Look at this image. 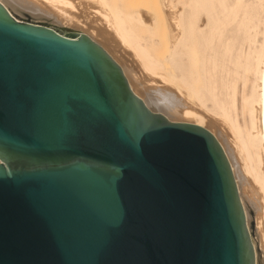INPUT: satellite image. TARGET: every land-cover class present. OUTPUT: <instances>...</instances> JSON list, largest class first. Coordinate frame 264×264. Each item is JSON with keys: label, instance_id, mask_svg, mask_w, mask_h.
I'll use <instances>...</instances> for the list:
<instances>
[{"label": "water", "instance_id": "obj_1", "mask_svg": "<svg viewBox=\"0 0 264 264\" xmlns=\"http://www.w3.org/2000/svg\"><path fill=\"white\" fill-rule=\"evenodd\" d=\"M0 264H255L214 135L147 107L88 35L2 3Z\"/></svg>", "mask_w": 264, "mask_h": 264}, {"label": "bare ground", "instance_id": "obj_2", "mask_svg": "<svg viewBox=\"0 0 264 264\" xmlns=\"http://www.w3.org/2000/svg\"><path fill=\"white\" fill-rule=\"evenodd\" d=\"M0 3L13 17L16 11L67 24H80L83 22L80 17L87 18L82 14L90 9L96 33L105 42L101 47L121 67L133 93L153 111L192 117L190 123L207 129L217 139L237 186L255 264L264 263V31L261 43L247 53L234 54L229 36L234 22L238 30L244 29L247 21L244 23L242 16L245 12L247 15V0H158L153 13L127 0H0ZM76 4L80 11L75 15L70 10ZM157 25L163 31V43L154 37ZM88 36L93 40V36ZM161 43L160 57L155 51L161 50ZM114 52L126 57L130 65L123 66ZM228 63L242 66L243 76H238L244 78L240 93L236 86L238 72L235 68L231 70ZM132 64L138 66L140 73L134 72ZM250 73L254 81L245 93ZM136 87H141L144 96ZM212 125L218 128L222 140L211 130ZM251 207L258 215L257 219L254 216L257 221L254 230L260 236L256 239L249 226Z\"/></svg>", "mask_w": 264, "mask_h": 264}, {"label": "rangeland", "instance_id": "obj_3", "mask_svg": "<svg viewBox=\"0 0 264 264\" xmlns=\"http://www.w3.org/2000/svg\"><path fill=\"white\" fill-rule=\"evenodd\" d=\"M31 1L42 2V0H31ZM127 1L141 4L140 7L143 10H146V11L151 12V13H153L156 10V8H157L156 3L158 2V0H127ZM84 7H86V6H84ZM74 8H73V10L71 9L70 11H71V13L76 15L80 11V8L78 7L77 4ZM76 10H77V12H76ZM246 10H247V15H245L246 14V12H245V14L242 16L244 23L247 21L246 25L244 24L245 25V27H243L244 29L238 30L237 26H236L237 25L236 22H234V24L230 25L229 36L231 38V44H232L231 50L234 54H235V51H241L243 53H247L250 49H252L254 46H257L262 41L261 40L262 39V32L264 31V0H247V9ZM90 11H91L90 9L89 10L87 9L86 12L84 14H82V15H85V17H87V18L80 17V20H83V22H80V24L76 23V22H73V24H72V22H70V24H69V22H68L69 25L65 22V20L63 21L65 23H61L60 20H58V19H52L51 20V19L45 18V17H35L34 18V16H31L28 14H27L28 15L27 16L26 13H19L16 11H13L14 12L13 15L15 16V18L17 20H23V21H28V22L37 23V24H43V25L49 26L51 28L58 29L62 32L83 33L86 35H90L91 37L93 36L92 37L93 40H95L101 46V43L105 44V42H103V40L96 33V30H95L96 24H94V21H93L95 18H93V16L90 14ZM55 12H57V11H55ZM86 13H89V14H86ZM238 18H237V20H238ZM91 22H93V24ZM83 23L85 24V26ZM90 27H92V28H90ZM89 30L94 34L92 35ZM92 30H94V31H92ZM153 32H154V37L156 39H159L163 43V41H162V39H163L162 35L163 34L161 33L163 31L161 30L159 25H157L155 27ZM162 43L159 44V47L161 50L155 51V54H157L160 57L163 54V44ZM108 49L111 50L112 48L108 46ZM114 56L120 61V63L123 64V66L130 65L129 60L126 57H123L121 53L114 52ZM239 62L241 63L242 60H240ZM240 63H238L237 66L232 65V63H228V67L231 70H233V68H235L236 71L238 72L237 78H236V86H237L239 93L242 92L243 85H242L241 79L243 77H241V79H240V77L238 78V76H243V73H244L242 70V66H240ZM243 63H244V59H243ZM241 65H242V63H241ZM132 67H133L135 73H137V72L140 73V70H139L137 65L132 64ZM130 77H132V76H130ZM253 81H254V76L251 73L248 74L246 82H245L246 85L244 87L245 93L249 92ZM140 88L141 87H136L139 94L141 96H144V93ZM239 93H238V98L240 96ZM162 114H164L166 117H169V121H171V122L190 123L193 120L192 117H189V116H183V115L168 116V114L166 112L165 113L163 112ZM203 124L204 125L207 124L205 120H204ZM210 128L213 132H215L218 135L219 138L221 137L220 138L221 140L223 139L222 135H220V131L218 130V128L216 126L212 125ZM251 209H253V208L252 207L248 208V211H249L248 216H249V224H250L249 226L251 228V231H253L252 233L256 239V236L260 237L258 235L259 233H256V232H258L257 229H255L256 231L254 230V227L256 228L255 222H257L256 219L258 218V215L256 214L255 211H253ZM252 212H254V213H252ZM256 215H257V217H256ZM254 216L256 217V219ZM261 256H262V254H261ZM262 264H264V263H262Z\"/></svg>", "mask_w": 264, "mask_h": 264}, {"label": "snow or ice", "instance_id": "obj_4", "mask_svg": "<svg viewBox=\"0 0 264 264\" xmlns=\"http://www.w3.org/2000/svg\"><path fill=\"white\" fill-rule=\"evenodd\" d=\"M60 107H61V111H62L64 119H65V122L67 123L68 117L72 111V104L68 100L62 99L60 101Z\"/></svg>", "mask_w": 264, "mask_h": 264}]
</instances>
